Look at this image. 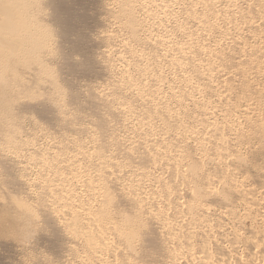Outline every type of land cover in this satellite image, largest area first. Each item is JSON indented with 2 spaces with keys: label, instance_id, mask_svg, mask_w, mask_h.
I'll use <instances>...</instances> for the list:
<instances>
[{
  "label": "rangeland",
  "instance_id": "1",
  "mask_svg": "<svg viewBox=\"0 0 264 264\" xmlns=\"http://www.w3.org/2000/svg\"><path fill=\"white\" fill-rule=\"evenodd\" d=\"M46 4L45 13L53 11L59 18V23H48L57 33L50 48L56 58L49 65L57 71L61 95H67V115L76 121L63 125L50 114L27 111L22 115L25 132L17 148L0 140L7 159L13 160L17 172L21 170L15 180L30 187H26L30 197L18 196L29 198L26 201L32 205L42 199L49 209L39 212L47 233L39 242L34 240L39 232L33 228L26 230L33 240L25 245L13 234L2 237L1 233L0 264H213L218 251L231 245L228 231L233 227L226 225L223 205L213 197L203 202L210 209L199 211L200 217L193 215L187 207L194 202L191 192L202 191L201 199L206 195V185L194 180L213 176L219 186L217 173L221 174L223 160L235 168L234 155L242 153L252 162L262 158L254 152L261 134L254 133L237 104V94L244 88L241 70L249 66L240 61L244 57L238 48L248 38L236 26L243 20L239 14L247 10V0H138L136 36L123 13L125 0H50ZM62 57L80 62L63 64ZM225 76L234 81L225 83ZM227 85L234 90L226 91ZM95 101L100 102L98 107ZM221 154L228 157L223 159ZM0 155L3 163L2 151ZM10 179L13 183L14 175ZM11 182L6 188L0 185L3 194L5 190L16 193ZM107 192L113 195L111 203L104 202ZM138 201L144 203L143 209ZM3 208L1 217H6ZM106 209L108 220L100 216L106 215ZM76 211L82 214L79 226L84 225L78 230L74 228ZM126 215H140L145 224L128 225L142 231L132 245L112 228ZM95 217L100 220L95 222ZM47 218L58 222L59 233L44 227ZM88 227H94L98 239L93 245L84 236ZM145 234L153 243H146ZM246 246L243 242L240 250L245 252Z\"/></svg>",
  "mask_w": 264,
  "mask_h": 264
},
{
  "label": "bare ground",
  "instance_id": "2",
  "mask_svg": "<svg viewBox=\"0 0 264 264\" xmlns=\"http://www.w3.org/2000/svg\"><path fill=\"white\" fill-rule=\"evenodd\" d=\"M48 1L50 2V0H0V140L2 142L4 141L6 144H11L15 148H17L16 146H18L19 145L18 143L21 141L20 138H22V133L25 132L24 129H22L24 127V126L22 127V120H23L24 112L32 111V112H39V114L41 113L43 115L50 114L52 115V118L54 117L58 119V121L60 120V122L63 125H69V126L70 124H73V120H74V118L71 119L69 117L70 115L69 116L67 115L68 113L65 108V105H66L65 99L67 95L66 96L61 95V94H64L62 93L64 91L62 90L63 88L61 87L62 85L60 86L58 82L56 83L57 77L55 75H57L56 74L57 71H54L55 68L52 67L53 65H49L50 60H52L53 58H56V54H54L55 52L52 51L53 53L52 54L50 51L51 50L50 48L52 47V44H53L52 42L55 36L57 35V33H55L53 29L50 28L51 26L50 24L52 23L50 24L48 23L49 22L57 23L58 15H56V13L52 14L53 11L49 15L45 13L46 12L45 5H47L46 3H48L49 5ZM137 1L138 0H135V1L125 0L126 8L123 11V13L127 15V21H128L127 25L128 27L131 28L132 30L131 32L134 34V36H136L139 30V27H138L139 20L134 12L136 10ZM47 8H49V6ZM244 10H246V7L244 8ZM244 10L243 11L239 10L241 13L238 12L240 13L239 15L243 16V18L240 17V19H243V20L241 22L239 21L240 22L239 27L238 26L236 27L237 29H239L238 32L240 31L241 34L245 33L246 36L245 35L244 36L248 39L252 38V41L250 42L247 39L249 41L247 42L245 38L240 37L241 40L245 39V41L240 40L242 44L241 45L238 44L240 45V47L238 46L240 50L239 49L237 50H239V52L242 53V57H244L242 59L240 58V61L244 59L243 61L245 63L243 61L242 62L245 65L247 64V66L249 67L243 68V69L238 68L239 71L240 69H242L241 70V75L243 74L242 85L244 86V88L238 94L236 93L238 96L237 104L239 105V107H241L240 109L242 110L244 115L247 116L246 119H244L245 117L243 119L247 120L248 121L247 123H249V125L254 127V130H253L254 133L261 134L258 137V142H257V145L255 146L256 150L254 152L259 153L262 156V158L259 159L260 161L258 162L257 161L252 162L249 160L248 156L246 158L243 155H241L242 153H240V151H239L240 153L239 155L234 150L238 155H234L233 157L232 162L234 163L235 168L234 167L232 168L231 166L227 165V162L225 160H223L226 158L225 156L228 157V155L221 154L222 156H224L223 159H221L223 161L220 164L222 165V168H220L222 170L220 172L221 174L217 173V175H219L217 176L219 177L217 181H220L222 183L221 185L219 184L220 182L217 184H219V186L221 187H219L218 185H215L216 182L214 183L215 178L213 179L212 178L213 176L211 178H209L210 177L209 176V177H206L200 180L199 179L194 180V184H205L206 185L204 188V192L206 195L202 197L201 199L199 198V196H200V192L202 191L197 189L194 192H191L190 197L192 198L191 200L194 199L193 200L194 202L192 204V201H191V205L188 204L190 206H187V207H189V210L193 213V215L198 216L199 211L204 210V208H207L208 205L203 206L204 205L203 202L213 197L214 199L212 200L217 199L223 205V213L226 219L224 220L226 221V225L228 224L230 227L231 226L233 227L232 231H228L233 236V237L232 236L228 237V239L232 238L231 245H229L226 248L223 247L222 241L224 238L223 239L221 238L222 241L220 239V242L222 243L221 245L225 249H223V251L221 249L222 252L218 251L219 256L216 254L218 257L215 260L213 259L214 260L213 264H264V0H247V10L245 12ZM239 22H237L235 25H237ZM62 36H63L62 38H64L65 35L63 34ZM67 38H69V36ZM62 58L61 59H62L63 64L67 63L69 65H74L80 62L70 57H62ZM235 61L238 62L237 60ZM242 62L240 64H242ZM232 64H234V61ZM245 65L242 64L241 66H245ZM236 66L239 67L238 65ZM233 68H236V67H233ZM237 72L238 70L235 71V73ZM228 73L229 71L227 72V74ZM238 74L240 75V73ZM231 79L232 78L227 76L224 79V81L225 83L227 81L230 82ZM238 80L241 81L240 78ZM232 81L234 80L232 79ZM48 85H50V87H48ZM231 88L232 86L228 87V85L225 87L226 91L230 90ZM235 91L237 92L238 90H235ZM91 93L92 92H90L88 96H90ZM97 93L98 92H95V96ZM22 97L24 99H22ZM98 97L100 96H97L96 99H98ZM90 99L92 100L93 98H91L90 96ZM73 100L75 101V99ZM236 100H237V97H236ZM107 103L109 102H106V104ZM93 104H95L98 107V105H100V102L95 101ZM95 105H94V108L96 107ZM236 110L237 109H235V111ZM253 131H252L251 136H254ZM256 134L255 136L257 137L259 134L258 135ZM222 137L220 139H222ZM248 140L249 139L247 138L245 139V141H248ZM225 143L226 141H223L221 144L227 147V144L225 145ZM2 146L3 145L1 144L0 151H2V156L4 155L3 157L4 161L3 163L2 162L0 163L1 164L0 168L4 167L2 169L4 170V172H1L2 170H0V185H4L3 188H6L5 185H7L8 183L10 184V182L13 181V179H10L12 175H14V182L16 181L15 179L19 177V175H22L18 173V172L21 173L20 168L22 169V167L18 168L20 171L18 172L16 171V168H17L16 164L13 162V160H10L9 158L7 159L6 154L8 152L5 149H3L5 147H2ZM3 151L6 154H4ZM0 160L2 161V158ZM197 164L199 165L200 163H197ZM230 165H231V162H230ZM236 167L238 168L236 169ZM23 172L24 171H22V173ZM8 177H10L9 178L10 182L8 180ZM22 179L23 177H21L20 180ZM23 181H25V179ZM14 182L13 183L11 182V183L14 184ZM16 182H15V185L13 186L16 189V191L14 192H16L15 194H17V196L15 194L12 195L13 192L11 191H10L11 193L9 194L6 193L5 191L7 190L3 191L4 192L3 194L2 193L3 188H0V205H1L0 208L2 209L4 206L8 212V215L6 217L4 214H3L4 216L1 217V212L4 208L2 210L0 209L1 210L0 211V235L2 233L4 234L2 237H4L5 234L8 237V235L10 236L11 234H13L12 237H14L16 241L18 240V242L20 241L21 244L25 245L26 243H28L27 241L33 240L32 234H26V230L28 232L30 228H33L34 231L37 230L40 234V235L38 234V237H35L36 239L34 238V240L38 241L42 237L44 238L47 237V233H45L46 231L44 232L45 228L41 226L42 222L40 225L39 212L40 211L47 212L49 209L47 210V208L45 207V203L42 202V199L41 201L40 199L37 201L39 203L38 205L37 204L32 205V203H29L28 200L26 201V199H29V198H25V196H24L25 200L23 198H20L21 196L19 197L18 194L19 195L27 194L29 191L27 188L29 186L28 187L25 186V183H22V181H16ZM31 195L32 197H34L33 194ZM27 196L30 197V193L27 194ZM142 200L144 202V199ZM112 201H113L112 193L107 192L106 199L104 202L111 203ZM138 202L141 207H142V204L144 205L143 202L142 204L140 203L141 201H138ZM81 206L83 207V205ZM141 209H143V207ZM208 209H210V207ZM105 213L106 215H103V214L100 215L101 219L108 220L106 216L108 215L109 211L107 210ZM91 214H94V213H91ZM81 215H79L77 211L74 212L73 214L74 220L76 222L75 223L73 220V223H75L74 228L76 230H78L79 227L81 228V226L83 225L82 224L81 226H79ZM139 216L140 215L136 217L129 216V215L123 216L122 217L123 222H120L121 224L116 223V225L114 224V227H112L113 229H116L121 234V237L123 236L125 238L126 243H128L129 245H132L131 242L133 241V239L137 236H140L142 233V231L141 232L138 231L139 230L138 228H137L138 230H136V228L131 229L130 227H128V225L131 226V224H134V223H138V225L140 226L141 224H144L143 219L141 218V216L140 217ZM207 216L209 217V215ZM109 218L111 219V215ZM99 220L100 218L95 217L94 221L97 222ZM56 222L52 218H47L45 219L46 224L43 223V225L44 227L47 226V227H50L53 231L54 230L56 231L59 228L57 224L58 222L57 223ZM189 225H190V222H189ZM93 228H90L89 230L84 231V236L86 237L85 239L87 243L90 245L95 244V241L98 240ZM38 232H35V233H38ZM145 236L146 237H143V238L145 239L146 243L148 244L153 243L152 240L154 239L150 235L147 236L145 234ZM12 237H11V240H12ZM207 237L209 236L207 235ZM48 238L50 241H52L51 239H53L50 237ZM224 240L228 241L226 239ZM6 241H3V242H6ZM243 242L246 243L247 245L245 252L240 250V246L241 244H243ZM14 243L16 244V242ZM218 243L219 242H217V244ZM217 244L215 245L217 246ZM224 244H225L224 246H226V243ZM200 250H202V248ZM210 250L212 251L211 248ZM208 251H209V248H208ZM208 251L205 252L204 250L206 254L208 253ZM211 251L209 253L213 252ZM27 254H28V251H27ZM213 255L210 254L209 257Z\"/></svg>",
  "mask_w": 264,
  "mask_h": 264
}]
</instances>
